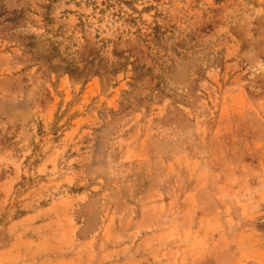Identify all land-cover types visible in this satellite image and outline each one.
<instances>
[{"label":"rangeland","instance_id":"rangeland-1","mask_svg":"<svg viewBox=\"0 0 264 264\" xmlns=\"http://www.w3.org/2000/svg\"><path fill=\"white\" fill-rule=\"evenodd\" d=\"M203 218L257 264L264 0H0V264L230 262Z\"/></svg>","mask_w":264,"mask_h":264},{"label":"crops","instance_id":"crops-1","mask_svg":"<svg viewBox=\"0 0 264 264\" xmlns=\"http://www.w3.org/2000/svg\"><path fill=\"white\" fill-rule=\"evenodd\" d=\"M205 220H211L213 221V228L211 230H205L200 231V237L208 241V245L211 243L212 247L215 248L218 245L224 244L228 245V256L230 257V262L224 263V264H250V261L253 260L252 254L246 253V246L242 243L239 244L235 241L234 235L232 233H229L225 230H223L222 227H220V221L221 218H203ZM264 242V236H261ZM208 247V246H207ZM261 249V250H260ZM264 249V248H263ZM262 248L258 249L259 254L257 255L259 258L256 260L257 264H264V259L262 257ZM207 259V262L209 264H217L216 257L214 256L211 258V256ZM155 264V263H154ZM160 264V263H159ZM222 264V263H221Z\"/></svg>","mask_w":264,"mask_h":264}]
</instances>
